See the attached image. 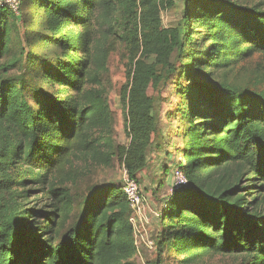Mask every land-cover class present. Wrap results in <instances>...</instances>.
Returning a JSON list of instances; mask_svg holds the SVG:
<instances>
[{"label": "trees", "instance_id": "obj_1", "mask_svg": "<svg viewBox=\"0 0 264 264\" xmlns=\"http://www.w3.org/2000/svg\"><path fill=\"white\" fill-rule=\"evenodd\" d=\"M26 1L15 13L0 0V264H135L122 185L77 203L70 183L76 162L114 158L137 178L162 136L148 90L171 78L178 102L165 118L178 124L187 183L161 207L157 248L179 264L208 254L264 264V91L215 79L264 57V0H183L174 27L161 23L172 0H32L21 37ZM118 47L127 146L113 142L107 97Z\"/></svg>", "mask_w": 264, "mask_h": 264}, {"label": "rangeland", "instance_id": "obj_2", "mask_svg": "<svg viewBox=\"0 0 264 264\" xmlns=\"http://www.w3.org/2000/svg\"><path fill=\"white\" fill-rule=\"evenodd\" d=\"M27 0L23 8L24 18L20 21L19 34L24 36L27 28L25 18L30 16L31 11L36 6ZM173 5L161 12V23L163 27H174L181 18L183 9V0H172ZM50 56L59 52L54 46L42 49ZM40 52H43V51ZM153 61V58H149ZM26 67V65H25ZM128 67L127 59L121 47L111 53L108 60V70L110 86L108 88V102L112 114L113 142L117 145L127 146L129 138L125 134L124 117L122 104L120 100L121 87L126 82V70ZM26 69V68H25ZM26 73L24 69H18L14 74L20 75ZM215 79H225L231 84L240 87L264 91V57L256 53L251 58L236 64L229 69H222L215 72ZM170 79V78H169ZM175 80L171 78L159 85L156 89L149 88L148 94L154 102L153 113L158 118L159 129L162 136L156 141L148 152V164L137 175V182L144 204L145 221L136 226V254L134 256L135 264H156L159 257V264H179L174 253L166 251L159 252L156 239L160 229V213L162 204L169 195L173 182V171L175 164L181 158V137L177 133V122L172 120L168 122L165 115L172 111L178 102L176 96ZM33 86L26 89V95L30 101L35 99ZM156 143L159 145L157 148ZM81 169L82 174L74 183L71 184L72 193L75 194L77 203L88 194L89 190L102 186L107 183H116L122 185L124 179V167L114 158L110 166H98L94 164L76 162ZM195 264H244L239 256L235 255H206Z\"/></svg>", "mask_w": 264, "mask_h": 264}, {"label": "built area", "instance_id": "obj_3", "mask_svg": "<svg viewBox=\"0 0 264 264\" xmlns=\"http://www.w3.org/2000/svg\"><path fill=\"white\" fill-rule=\"evenodd\" d=\"M2 1L12 11H14L15 13H19L20 6H21V0H2ZM173 172H174L173 173L174 179L172 182L171 189L177 188L187 183V180L185 179L180 169L174 168ZM124 174L125 175H124V179L122 183V190L128 202V205L131 209L129 221L131 222L133 226V231H134V236H135L137 224L141 223L142 221H145L144 214H143L144 213L143 197L141 195L137 180L134 178H130L127 175L125 168H124ZM163 208H165V203L162 204V209Z\"/></svg>", "mask_w": 264, "mask_h": 264}, {"label": "crops", "instance_id": "obj_4", "mask_svg": "<svg viewBox=\"0 0 264 264\" xmlns=\"http://www.w3.org/2000/svg\"><path fill=\"white\" fill-rule=\"evenodd\" d=\"M140 173H141V172H140ZM140 173H139V174H140Z\"/></svg>", "mask_w": 264, "mask_h": 264}]
</instances>
